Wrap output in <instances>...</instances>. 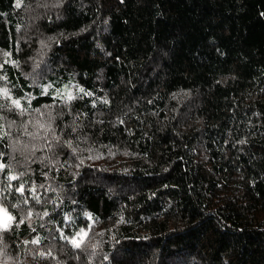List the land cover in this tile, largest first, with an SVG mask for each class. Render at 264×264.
Returning <instances> with one entry per match:
<instances>
[{
    "label": "trees",
    "instance_id": "1",
    "mask_svg": "<svg viewBox=\"0 0 264 264\" xmlns=\"http://www.w3.org/2000/svg\"><path fill=\"white\" fill-rule=\"evenodd\" d=\"M0 207V264H264V0H0Z\"/></svg>",
    "mask_w": 264,
    "mask_h": 264
},
{
    "label": "rangeland",
    "instance_id": "2",
    "mask_svg": "<svg viewBox=\"0 0 264 264\" xmlns=\"http://www.w3.org/2000/svg\"><path fill=\"white\" fill-rule=\"evenodd\" d=\"M11 215L4 207H0V226L7 227L11 223Z\"/></svg>",
    "mask_w": 264,
    "mask_h": 264
},
{
    "label": "snow or ice",
    "instance_id": "3",
    "mask_svg": "<svg viewBox=\"0 0 264 264\" xmlns=\"http://www.w3.org/2000/svg\"><path fill=\"white\" fill-rule=\"evenodd\" d=\"M17 6H19V3L17 4ZM5 95H7V92L5 91L4 93ZM71 98V97H69ZM13 103H15L17 106H19V101H14ZM41 127H43V125H41ZM9 219H11V217H9ZM74 244H76L77 247H79V244L76 241H73Z\"/></svg>",
    "mask_w": 264,
    "mask_h": 264
}]
</instances>
